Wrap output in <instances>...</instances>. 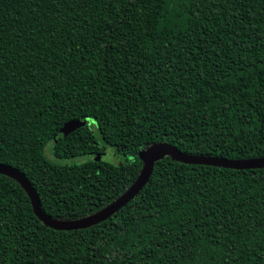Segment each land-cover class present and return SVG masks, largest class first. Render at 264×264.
Returning <instances> with one entry per match:
<instances>
[{
  "label": "trees",
  "instance_id": "1",
  "mask_svg": "<svg viewBox=\"0 0 264 264\" xmlns=\"http://www.w3.org/2000/svg\"><path fill=\"white\" fill-rule=\"evenodd\" d=\"M50 140L57 159L102 158L58 163ZM158 142L264 156V0H0V162L46 213L106 207ZM0 264H264V168L166 156L126 206L77 230L45 225L0 174Z\"/></svg>",
  "mask_w": 264,
  "mask_h": 264
},
{
  "label": "water",
  "instance_id": "2",
  "mask_svg": "<svg viewBox=\"0 0 264 264\" xmlns=\"http://www.w3.org/2000/svg\"><path fill=\"white\" fill-rule=\"evenodd\" d=\"M84 124L85 123H81L79 119L70 121L60 130V133L66 135L68 132ZM139 155L143 160L142 170L136 181L126 190L124 194L101 210L88 216L73 220L56 219L46 213L42 208L41 199L36 189L33 187L28 177L18 168L0 162V174L13 178L25 189L30 198L34 212L45 225L56 230H77L96 225L110 218L126 206L148 183L156 162L166 156H171L180 162L188 164H204L233 169L264 168V156L235 159L210 155H191L184 153L176 145L169 142H158L152 144L147 149L142 150Z\"/></svg>",
  "mask_w": 264,
  "mask_h": 264
},
{
  "label": "rangeland",
  "instance_id": "3",
  "mask_svg": "<svg viewBox=\"0 0 264 264\" xmlns=\"http://www.w3.org/2000/svg\"><path fill=\"white\" fill-rule=\"evenodd\" d=\"M81 123H87V119H80ZM90 125L94 131H96V126L94 124L93 120H90ZM53 144L54 141L50 140L46 146H45V154L49 159L55 160L58 163H66V164H75V163H82L85 161L89 160H99L102 158V156L97 155V154H85V155H80L77 157L69 158L67 160L64 159H57L53 155ZM106 160L112 163H118L120 156H118L111 148H108L106 150L105 156H103Z\"/></svg>",
  "mask_w": 264,
  "mask_h": 264
}]
</instances>
